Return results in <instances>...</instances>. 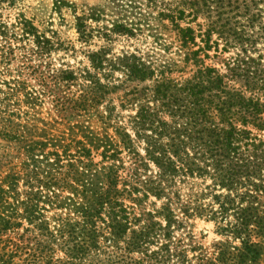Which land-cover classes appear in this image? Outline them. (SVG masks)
I'll return each mask as SVG.
<instances>
[{"label":"trees","instance_id":"obj_1","mask_svg":"<svg viewBox=\"0 0 264 264\" xmlns=\"http://www.w3.org/2000/svg\"><path fill=\"white\" fill-rule=\"evenodd\" d=\"M73 19L96 41L77 68L51 64L72 46L49 26L0 22V264H264V0Z\"/></svg>","mask_w":264,"mask_h":264},{"label":"rangeland","instance_id":"obj_2","mask_svg":"<svg viewBox=\"0 0 264 264\" xmlns=\"http://www.w3.org/2000/svg\"><path fill=\"white\" fill-rule=\"evenodd\" d=\"M2 1L3 2L0 3V22L9 25L14 22L16 16L21 13L24 17L30 19L38 29L49 26L56 31V34L61 39L67 41L72 46V49L68 50L66 53L58 52L51 54L50 62L53 66L56 67L60 63H64L71 68H77L87 64L84 51L96 47V45H93L96 44V41L92 40L89 42L88 46H85L76 40L77 34L74 29L73 17L74 15H80L86 12L90 6L101 5L104 0H65L68 6L61 8L60 15L52 10L51 0H12V3L9 4L8 0ZM123 43L124 42H117V44L114 45V49H119ZM131 44L132 46L139 45V43L136 42H131ZM132 46L129 48H132ZM18 64V62H13L12 65H10V71L12 73H14V69ZM1 65L2 63H0V68ZM49 107L47 102L42 103L39 110L40 117H47L46 111ZM63 117L65 122L69 125L84 119L82 116L73 117L67 113L66 116ZM189 223L191 224V231L195 240L200 245L206 247L212 241L218 239V236L213 232V225L210 221L195 217L189 220Z\"/></svg>","mask_w":264,"mask_h":264}]
</instances>
